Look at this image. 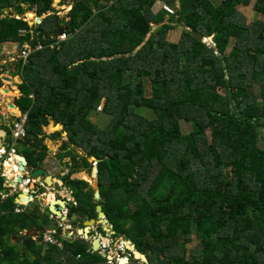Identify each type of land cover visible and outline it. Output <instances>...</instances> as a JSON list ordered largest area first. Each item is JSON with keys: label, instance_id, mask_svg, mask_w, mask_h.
<instances>
[{"label": "trees", "instance_id": "trees-1", "mask_svg": "<svg viewBox=\"0 0 264 264\" xmlns=\"http://www.w3.org/2000/svg\"><path fill=\"white\" fill-rule=\"evenodd\" d=\"M101 1L62 0L72 6L69 31L79 30L57 43L54 0H0V9L47 15L33 28L25 19L0 18V43L21 51L42 46L16 64L29 164L40 165L41 127L53 120L73 143L89 147V156L105 159L99 202L87 182L68 180L80 188L79 208L96 219L102 206L115 237L131 240L152 264H264V20L250 25L239 10L253 0H181L179 19L191 31L180 43L168 40L175 16L164 24L168 12H154L158 1L177 0ZM254 9L264 15V0ZM153 24L164 25L134 53ZM21 29L29 31L21 36ZM213 36L214 45L205 42ZM102 104L112 116L106 129L89 119ZM182 121L193 123L190 133ZM83 163L90 167L88 158ZM12 204H0V264H44L39 241L20 234L33 211L16 214ZM15 235L21 242L12 243ZM193 238L197 249L187 255ZM63 250L49 264H110L80 240L64 241Z\"/></svg>", "mask_w": 264, "mask_h": 264}, {"label": "rangeland", "instance_id": "rangeland-1", "mask_svg": "<svg viewBox=\"0 0 264 264\" xmlns=\"http://www.w3.org/2000/svg\"><path fill=\"white\" fill-rule=\"evenodd\" d=\"M256 2H257V0H253L252 5L250 7H243V6L239 7V10L247 17L248 24H250V25L252 23L264 20V15L257 13L254 9ZM101 3L108 7L111 5H115L116 0H102ZM22 6L24 8H28L29 4L28 3H22ZM53 7L57 10V12L60 16V20H61L60 29H61V31L63 32L64 30H67V33H68V38L66 40L61 41L60 36L62 35V33H60V30H59L58 31L59 34L55 38L56 42L57 43L67 42L70 40V38L72 39L76 35L75 30L69 31V29H67L68 24L70 23V18H69L68 13L71 9V6L68 3L64 4L62 2V0H54ZM172 8L174 10H176L175 7H172ZM177 10H176V12H177ZM93 11L95 13H97L96 8H94ZM6 16L16 17V19L25 18V21H27L30 25H33V26L36 25V21H37V19H36L37 14L36 13L33 14V11H28L25 14H20V13H17L12 8L0 9V18H4ZM174 16H175V18H174ZM170 17L174 18L173 23L170 22L171 21ZM170 17L168 18V16H167L163 23L164 24L172 23L173 26L175 25L177 29L173 30L171 33L168 34V40L171 42H174V43H180L183 40L182 39L183 31L184 30L191 31V29L187 28L186 26H184V23L180 22L181 19H179L180 16L178 14L170 15ZM164 24H153V26L154 25L160 26L159 28H157L153 32V34L156 33L159 29H161ZM91 25H93V24H91ZM97 28H98V26H92L89 28V30L91 32H94ZM89 30H88V32H89ZM151 30H152V28H151ZM72 33L74 34V36L72 35ZM205 42L210 43V45L211 44L214 45V43L211 40L205 39ZM232 43H233L232 44V46H233L235 44V42H232ZM14 47H15V45H8L5 48H7L9 51H13ZM20 52H21V49L18 47L14 53L15 59L18 60V56H19ZM19 58H20V56H19ZM185 63L186 62H184V64ZM4 66L5 65H2V64L0 65V71L3 73L1 76H4V75L8 74V72H9V68H7V67L5 68ZM145 82H146V87H147V95L151 96L152 84H151L149 79H146ZM2 83H3L2 87H10V85L12 84L11 82H8V81H2ZM255 88H257V85L255 86ZM257 91L258 90H254V92H257ZM219 93L222 95L225 94L222 89H220ZM0 95L2 97H4V99H6V98L8 100H13L14 98L16 99V95H14L10 92H6L4 90V88L0 89ZM5 96H7V97H5ZM2 99L3 98H1V100ZM103 108L104 107L102 104L99 107V109L93 110V112L89 116V119L99 128L106 129L112 120V116L105 113ZM11 111H13V113H15V110H11ZM17 115L18 114H16V116ZM77 126L79 127V122L77 123ZM62 127H64V126H61L60 124H55V122L53 120H50L46 126L41 127V129L43 131L42 136L45 137L44 145L46 146V150H45L46 152L42 151L43 158L39 164L44 165L45 170L49 173V175H51V176L54 175L56 177H59L60 179H65L67 182V185H68V182H70V181H68L69 179L70 180L78 179V180H82L84 182H87L88 187L93 190V193L95 195V193L99 192L98 186L96 183L97 176L94 177V174H97V169L95 168L97 163H95L92 158L88 157L89 156L88 152L90 151L89 147L83 148L81 146L76 145V143H73L72 139L70 137V134L65 132L64 128H62ZM182 130H183L184 134L190 133L193 130V123H189V122L186 123L185 121H182ZM259 131L263 132L264 130L260 129ZM58 133H60V134H58ZM207 135L210 138V132L209 131H208ZM82 136L84 137V132L79 136V140L82 138ZM53 137H55V139ZM9 138H11V137H9ZM38 151H39L38 154L40 155L41 150H38ZM20 152H22V151H20ZM66 153H68V156H65L62 158L61 154H66ZM69 153H70V156H69ZM74 156H75V160H73ZM85 158L89 159L90 167H88V168H86L84 166V163H83ZM39 167H40V165H38L35 169H39ZM92 170H93V174H92ZM86 172L91 173L93 177H89L90 175L86 174ZM71 174H73V175L71 176ZM69 188L72 189L71 185L69 186ZM89 188H86V191L89 190ZM106 188H108V187L106 186ZM55 189H53V190L55 191ZM45 190H47V188ZM48 190L50 192L51 189L49 188ZM74 190L77 193L80 191V188L79 189L74 188ZM37 191H38V189L37 190L35 189L34 192L36 193ZM49 192L44 191V193H47V195H44V203H40L41 201H39L41 209H43L44 206H45L44 209L47 208L45 204H47L50 201L48 196L52 195ZM67 195H68V197H70V195H71L70 192L67 193ZM81 197L82 196L79 197L80 200H82ZM20 208L23 209V213L27 212V214L31 213L32 211H33V214H37L38 210H39L35 203H31V204H28L26 206H20ZM4 211H9V210H4ZM14 212L16 214H19L15 211V208H14ZM86 218H88V219H86L85 221H87V220L90 221V218L88 216ZM22 220L25 221L24 224H25V227L28 229V231H30V228L33 229V227H38L40 225V220L36 221L35 215H33V217L31 216L30 218H23ZM92 220H94V219H92ZM94 224H95V222H94ZM98 225H102L100 227L103 229V231L100 230L101 233L103 235L108 236L111 240H113L115 242L114 245H112V243L101 242V247L99 249L100 254H102L105 257L108 256L110 259V262L112 264H120L119 261L122 259H123V262H125V261L127 262L126 264H141L139 259H134V260H136V262H134L132 257L130 256L131 250L128 249L126 247V244H125L126 241H128V239L124 238L123 236H118V237L116 236V238H113V235H112L113 233H111V230L109 229L107 224L98 222ZM46 228H51V227L47 226ZM56 231H57V233L59 232L58 230H56ZM95 233H96V235L98 234L97 231ZM114 237H115V235H114ZM14 241H16V240L14 239ZM14 241L12 240V242H14ZM197 244H198V242L195 240V238H193V241L190 244H188L186 247L187 255H191L192 252L196 251ZM38 245L43 248V251H41V253H37V255L45 256V258H42L40 256L41 261L42 262L45 261L44 264L53 263L55 260L58 261V259L61 258L60 256L63 254V252L62 253L57 252V249H59L60 251H64L62 247H58V246L51 245V244L49 245V244H46L45 242H41ZM78 246H80V245H78ZM53 248H55V252L53 251ZM75 249H77V248H75ZM45 250H47L50 254H48ZM131 254H133V253H131ZM57 256H59L58 259L56 258ZM62 257H64V255ZM133 257H134V254H133ZM31 260L33 261V259H31ZM148 262H149L148 264H152L149 259H148Z\"/></svg>", "mask_w": 264, "mask_h": 264}, {"label": "crops", "instance_id": "crops-1", "mask_svg": "<svg viewBox=\"0 0 264 264\" xmlns=\"http://www.w3.org/2000/svg\"><path fill=\"white\" fill-rule=\"evenodd\" d=\"M180 1L181 0H177L176 5L174 6L170 4L168 5H170L171 7H175V9L177 10L178 8H180ZM164 4H167V3L164 1H158L156 3V5L154 6L155 14H159L160 12L165 11L163 8ZM167 16L168 18L170 17L168 13L166 14V17ZM36 23L40 24L41 22H39L37 19ZM68 27H70V23L68 24ZM8 45H15L13 51H9L7 48H5ZM18 47L19 46L16 43H0V65L2 64V65H5L4 66L5 68L6 67L9 68L8 74L4 76H1L3 73L0 71V81L1 83L2 81H6L3 79L4 77H9L12 79V81H8L12 83L10 87H2L3 86V83H2L0 86V89L1 88L8 89L10 93L16 95V99L14 98L13 100H8L7 98L4 99V97L0 95V136H3V137H0V148H5L7 150H9L10 147L13 145V141L11 140V138H9L11 136V130L13 127L12 126L13 123L18 119V117L22 113H26V112H23L21 108L18 106V100L22 96L20 85L23 84L22 76H20V73L19 74L17 73V67H16L20 54L18 56V60L15 59V56H14V53ZM29 97L34 98V95L31 94ZM1 98L3 99L1 100ZM11 110H17L18 115L16 116V114H14L13 111ZM5 133H6V137H4ZM25 140L26 138L23 140H18L17 142H14L16 144L15 149H16L17 154H20L21 156H24L26 159L30 160L29 159L30 146L26 144L27 141ZM13 160H15L16 162H13ZM7 166H11V170H9ZM16 166H18V168H16ZM4 167H6V169L4 170L5 176L2 178V184L0 186V191L5 192V194L4 193L0 194V204L4 202H13V204H17L18 202H20L21 204L25 202L26 204L28 203V201L32 200L33 199V176L31 175V172H32L31 165L29 164L25 168V170L21 172L19 169L18 160L16 159V154H13L11 159L9 158L5 160ZM18 179H21V183H18ZM10 185H13V187H6ZM21 194L23 195L20 196ZM16 197H25L27 201L26 200H22V201L16 200L15 199ZM13 207H16L17 209V206H13ZM20 234L23 235L24 237L31 235L28 229L23 230ZM14 239L16 241H14ZM21 240L22 238L20 239V236L15 235L13 238L14 242L12 243L15 244L17 242H21Z\"/></svg>", "mask_w": 264, "mask_h": 264}, {"label": "flooded vegetation", "instance_id": "flooded-vegetation-1", "mask_svg": "<svg viewBox=\"0 0 264 264\" xmlns=\"http://www.w3.org/2000/svg\"><path fill=\"white\" fill-rule=\"evenodd\" d=\"M89 158H96L95 156H88ZM98 159V158H96ZM89 160V159H88ZM98 160H105V159H98ZM95 162V161H94ZM96 163V162H95ZM101 162H98L97 165L95 166V168L97 169V174H94V177L97 176L96 179V183L98 186V190L100 192V173H101V166H100ZM86 174H89V177H93V170H92V174L89 172H86ZM53 180L51 184L47 183L46 178L44 177L42 180H38L37 178L33 177V200H30V202L28 204L31 203H35L38 210L37 214H33L35 215V220H40V225L38 227L33 228V231H29L31 233V235H33L34 239L39 241V243L44 242L43 236L44 234H46V232H50V231H55L58 230V233H55L56 235H54V237L56 238V240L59 241H63L62 244L64 246V241H76V240H80L83 244H85L86 246H90L93 242V239L98 238V236L101 234V231H103L102 228H100L102 225H98V217L95 220V224L87 226L85 225V220L88 219L86 218L87 215L85 213L84 208H79L80 204L79 202L76 200L75 196H74V189H70L69 186L67 185V182L65 179H60L59 177L56 176H52ZM59 178V179H58ZM58 180H61L62 183L60 184L58 182ZM51 185V186H50ZM47 188V190H45ZM51 189L50 192L48 189ZM56 188V189H55ZM35 189L38 191L35 193ZM55 189V191L53 190ZM44 191H48L49 193H51V196L49 197L50 201L54 200H61L63 201L65 204L64 206L60 207V213L61 216L56 215L55 213H53L52 211H50L49 204L51 203L50 201L45 204L46 205V209L45 206L43 209H41L40 207V203H44V195H47V193H44ZM70 192V197H68L67 193ZM66 194V195H65ZM51 197H53L51 199ZM68 197V198H67ZM95 198V197H94ZM16 200H27L25 197H16ZM43 200V201H42ZM39 201H41L39 203ZM58 210V209H57ZM80 211L84 212V215L81 216ZM90 213V211H88ZM74 214L76 215V219L72 220V216H74ZM65 217V220H63L62 218ZM89 217V216H88ZM90 218V217H89ZM107 218V216H106ZM108 219V218H107ZM90 220H92L90 218ZM88 221V220H87ZM109 221V219H108ZM109 229L111 230V233H113V238L114 235L116 234V231L114 230V225L112 223H108L107 224ZM47 226H50L51 228H46ZM82 226V227H81ZM112 226V228H110ZM85 228H88V236L87 238L85 237ZM80 230H83V234H80ZM97 231V235L96 232ZM22 237H24L23 235H21ZM106 236V235H103ZM20 237V239L22 238ZM26 237V236H25ZM108 237V236H107ZM109 238V237H108ZM110 239V238H109ZM111 240V239H110ZM110 243V242H109ZM112 245L115 244V242L113 240H111ZM63 248V247H62ZM130 253H132L130 251ZM131 256V254H130ZM141 263L142 261L139 260Z\"/></svg>", "mask_w": 264, "mask_h": 264}, {"label": "water", "instance_id": "water-1", "mask_svg": "<svg viewBox=\"0 0 264 264\" xmlns=\"http://www.w3.org/2000/svg\"><path fill=\"white\" fill-rule=\"evenodd\" d=\"M53 13H54V14L57 13V10L54 9V10H53ZM38 21L41 22V18H38ZM159 27H160L159 25H154V26L152 27V31H151V33L146 37L144 43H143L142 45H140V46L136 49V51H134V53H138L139 51H141V50L143 49L144 46L147 45V43H148V42L151 40V38H152L153 32H154L157 28H159ZM60 33H62L61 29H60ZM209 39H210L211 41H213V40H214V37H210ZM3 79L6 80V81H12V79L9 78V77H4ZM4 90H5L6 92H9L8 89H5V88H4ZM5 135H6V133H5ZM16 159L18 160L20 171L23 172V171L25 170V168L29 165L27 159H26L24 156H21V155H17V156H16ZM92 159H93V161H95L96 163L101 162V160H98V159H96V158H94V157H92ZM31 175H32L34 178H37L38 180H40V179H42V178L45 177L47 183H49V184H51L53 180H56V179H53L52 176L49 175V173L44 169V165H43V164H40L39 169H35L34 167H32ZM58 182H59L60 184L62 183L61 180H58ZM18 183H21V179H18ZM94 197H95V200H96L97 202L101 199V198H100V193H99V192L95 193V196H94ZM52 198H53V197H51V199H52ZM50 202H51V203L49 204V207H48V208L50 209V211H52V212L55 213L56 215L61 216V213H60L59 210H60V207H61V206L63 207L65 203H64L63 201H61V200L59 201V200H54V199H53V201H50ZM57 209H58V210H57ZM96 211H97V213H98V222H99V223H105V224H108L109 221H108V219L106 218L105 213L102 211V207H101L100 205H98V206L96 207ZM80 214H81V216H83V215H84V212L80 211ZM62 219L65 220V217H63ZM75 219H76V215L74 214V216H72V220H75ZM94 222H95L94 220L86 221V222H85V225L90 226V225H93ZM110 228H112V226H111ZM88 231H89V229H88V228H85V237H86V238H87V236H88ZM79 232H80V234H83V230H80ZM101 241H102V242H105V243H109V242H111L110 239H109L107 236H103V235L100 234V235L98 236V238L93 239V242H92V244H91V247H92L91 249H92V251H93L94 253H99V252H100L99 249H100V247H101ZM125 244H126V247H127L128 249H130L131 251H133V254H134V258H135V259H139V260H141V261H142V264H148V263H149L147 257H146L144 254L140 253V252L135 248V245L133 244V242H131V241L128 240V241H126ZM121 262L123 263L122 260H121Z\"/></svg>", "mask_w": 264, "mask_h": 264}, {"label": "built area", "instance_id": "built-area-1", "mask_svg": "<svg viewBox=\"0 0 264 264\" xmlns=\"http://www.w3.org/2000/svg\"><path fill=\"white\" fill-rule=\"evenodd\" d=\"M165 9L171 13H174V11L168 6H165ZM20 34L26 35L27 30L25 29L20 30ZM67 38H68V34L66 33H63L60 36L61 41L66 40ZM41 48H42L41 44L37 45L35 49H33V47L29 43L25 44L21 51L22 53L20 55V58H22L25 62H27L30 55L33 54V51L41 49ZM27 123H28V113H22L12 125L13 127L11 130V137L13 139V145L10 147L9 150L5 148H0V181H1V178L5 176L4 170L6 169V167H4L5 166L4 158L7 155V156H10L9 158L11 159L13 154H16V149H15L16 144L14 142H17L18 140H23L25 137H27ZM13 162H16V161L13 160ZM16 168H18V166H16ZM11 186L12 185L6 186V187H11ZM19 203L20 202L17 203L18 207L16 209L18 213L23 211L22 209H20ZM21 204H25V203L23 202ZM55 233L57 232L55 231L46 232V234H44L43 236L44 242L49 245L51 244V245H55L58 247H63L62 242L59 240H56V238L54 237V235H56ZM109 263L111 264V262Z\"/></svg>", "mask_w": 264, "mask_h": 264}, {"label": "clouds", "instance_id": "clouds-1", "mask_svg": "<svg viewBox=\"0 0 264 264\" xmlns=\"http://www.w3.org/2000/svg\"><path fill=\"white\" fill-rule=\"evenodd\" d=\"M64 4H66V3H64ZM70 6H71V5H70ZM165 6L170 7V8L174 11V13H171V12H169L168 10H166V9H165ZM163 8H164L165 11L168 12L169 15H176V14H178V10H177V12H176V10H174V9H173L171 6H169L168 4H164ZM54 9H55V8H53V10H54ZM71 9H72V6H71ZM71 9H70V10H71ZM53 10H52V12H51L50 14H54V13H53ZM55 14H58V12L55 13ZM55 14H54V15H55ZM58 15H59V14H58ZM11 17H12V16H11ZM45 17H47V15H45L44 17H39V16H37L36 18H37V19H38V18H41V22H42L43 18H45ZM15 18H16V17H15ZM170 18H171V17H170ZM18 19H25V18H18ZM26 22H27V21H26ZM27 23H28V22H27ZM36 24H37V23H36ZM28 25H29L30 28H33V25H30L29 23H28ZM21 30H22V29H21ZM25 30H26V29H25ZM78 30H79V29H75L76 32H78ZM27 31H29V30H27ZM63 33L68 34L66 30H64V31L62 32V34H63ZM19 34H20V31H19ZM20 35H21V34H20ZM21 36H25V35H21ZM213 37L215 38V36H213ZM206 40H210V39H206ZM212 42L214 43V40H213ZM61 126H62V125H61ZM65 132H66V131H65ZM27 136H28V132H27ZM0 137H3V136H0ZM4 137H6V135H5ZM10 137H11V136H10ZM25 138H27V137H25ZM25 138H24V139H25ZM11 140L13 141L12 137H11ZM17 155H20V154H17V153H16V156H17ZM9 157H10V156H7V155H6L5 158H4V160L9 159ZM27 161H28V160H27ZM28 164H29V162H28ZM44 169H45V167H44ZM40 180H41V179H40ZM11 187H13V185H12ZM2 193L5 194V192H1V191H0V194H2ZM99 193H100V192H99ZM23 194H25V193H23ZM23 194H21L20 196H22ZM94 196H95V195H94ZM31 198H32V197H31ZM29 200H30V199H29ZM32 200H33V199H32ZM100 200H101V199H100ZM100 200H99V201H100ZM26 201H27V200H26ZM95 201H96V200H95ZM99 201H98V202H99ZM29 202H30V201H28V203H29ZM96 202H97V201H96ZM24 203H25V202H24ZM28 203H26V204H20V203H19V204H20V206H26V205H28ZM13 206H17V207H18L17 204H13ZM20 206H19V207H20ZM101 207H102V206H101ZM13 208H15V211H16V207H13ZM20 209H22V208H20ZM22 210H23V209H22ZM16 212H17V211H16ZM17 213H18V212H17ZM20 213H23V211H22V212H19V214H20ZM128 240H129V239H128ZM110 241H111V240H110ZM129 241H131V240H129ZM101 242H102V241H101ZM131 242H132V241H131ZM110 243H111V242H110ZM133 244H134V243H133ZM134 245H135V244H134ZM91 248H92V247H91ZM135 248H136V246H135ZM132 253H133V251H132ZM140 253H141V252H140ZM142 254H143V253H142ZM144 255H145V254H144ZM145 256H146V255H145ZM104 257H105V256H104ZM106 258H107V260H109L108 262H110L109 257L106 256ZM134 259H135V258H134ZM122 261H123V259H122ZM119 262H120V264H126V263H127L126 261L122 263L121 260H120ZM111 264H112V263H111ZM141 264H142V263H141Z\"/></svg>", "mask_w": 264, "mask_h": 264}, {"label": "bare ground", "instance_id": "bare-ground-1", "mask_svg": "<svg viewBox=\"0 0 264 264\" xmlns=\"http://www.w3.org/2000/svg\"><path fill=\"white\" fill-rule=\"evenodd\" d=\"M33 14H34V13H33ZM14 167H15V166H14ZM14 167H13V168H14ZM7 168H8L9 170H11V166H7ZM17 170H18V169H17ZM12 175H13V174H12ZM10 178H11V177H10ZM10 178H9V179H10Z\"/></svg>", "mask_w": 264, "mask_h": 264}]
</instances>
